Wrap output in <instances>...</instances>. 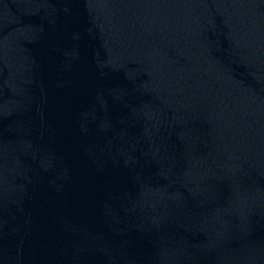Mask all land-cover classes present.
<instances>
[{"label": "water", "instance_id": "1", "mask_svg": "<svg viewBox=\"0 0 264 264\" xmlns=\"http://www.w3.org/2000/svg\"><path fill=\"white\" fill-rule=\"evenodd\" d=\"M0 264H264V0H0Z\"/></svg>", "mask_w": 264, "mask_h": 264}]
</instances>
